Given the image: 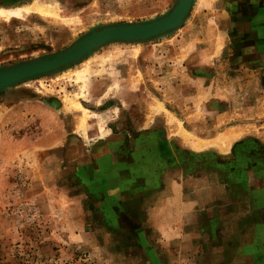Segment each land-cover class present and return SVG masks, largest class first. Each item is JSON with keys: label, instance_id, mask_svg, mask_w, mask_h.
Masks as SVG:
<instances>
[{"label": "rangeland", "instance_id": "1", "mask_svg": "<svg viewBox=\"0 0 264 264\" xmlns=\"http://www.w3.org/2000/svg\"><path fill=\"white\" fill-rule=\"evenodd\" d=\"M39 1L59 18L0 15V69L177 2ZM238 262L264 264V0H196L168 35L0 92V264Z\"/></svg>", "mask_w": 264, "mask_h": 264}, {"label": "water", "instance_id": "2", "mask_svg": "<svg viewBox=\"0 0 264 264\" xmlns=\"http://www.w3.org/2000/svg\"><path fill=\"white\" fill-rule=\"evenodd\" d=\"M196 0H177L167 14L136 23H116L92 29L68 49L59 53L0 69V92L23 82L71 67L90 56V52L114 43H142L168 35L188 18Z\"/></svg>", "mask_w": 264, "mask_h": 264}, {"label": "bare ground", "instance_id": "3", "mask_svg": "<svg viewBox=\"0 0 264 264\" xmlns=\"http://www.w3.org/2000/svg\"><path fill=\"white\" fill-rule=\"evenodd\" d=\"M24 13L27 14H38L40 16L49 18V19H54V18H58V9L55 8L54 6L47 4L44 1H39V0H35L32 3L23 6V7H18V8H14V9H0V15L2 17H4L5 19L9 20L12 17H23ZM98 24V23H97ZM92 32H96V30H93ZM93 52V51H92ZM92 52H90L89 54H92ZM68 71H66L67 73ZM77 74L78 79L79 80H83L84 79V74L85 71L82 70H77V71H73ZM14 87H8L6 88L7 90H10ZM5 89V90H6ZM75 94L73 99L72 98H66L65 99V104L67 105L68 108H75V109H82V105L75 99ZM85 122V120H83V123Z\"/></svg>", "mask_w": 264, "mask_h": 264}, {"label": "crops", "instance_id": "4", "mask_svg": "<svg viewBox=\"0 0 264 264\" xmlns=\"http://www.w3.org/2000/svg\"><path fill=\"white\" fill-rule=\"evenodd\" d=\"M43 17V16H42ZM44 18H46V17H44ZM58 18H59V14H58ZM58 18H54V19H58ZM47 19H49V18H47Z\"/></svg>", "mask_w": 264, "mask_h": 264}, {"label": "snow or ice", "instance_id": "5", "mask_svg": "<svg viewBox=\"0 0 264 264\" xmlns=\"http://www.w3.org/2000/svg\"><path fill=\"white\" fill-rule=\"evenodd\" d=\"M244 254L246 255V254H247V252H244ZM238 264H240V262H238Z\"/></svg>", "mask_w": 264, "mask_h": 264}]
</instances>
